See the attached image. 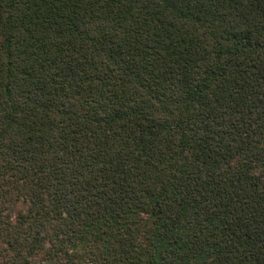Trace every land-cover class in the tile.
<instances>
[{"label":"trees","instance_id":"16d2710c","mask_svg":"<svg viewBox=\"0 0 264 264\" xmlns=\"http://www.w3.org/2000/svg\"><path fill=\"white\" fill-rule=\"evenodd\" d=\"M0 264H264V0H0Z\"/></svg>","mask_w":264,"mask_h":264}]
</instances>
